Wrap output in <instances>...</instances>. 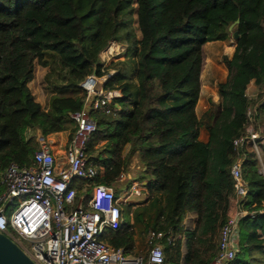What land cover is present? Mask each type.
<instances>
[{
  "label": "trees",
  "instance_id": "16d2710c",
  "mask_svg": "<svg viewBox=\"0 0 264 264\" xmlns=\"http://www.w3.org/2000/svg\"><path fill=\"white\" fill-rule=\"evenodd\" d=\"M263 15L264 0H0V176L11 161L31 162L39 135L64 131L67 143L76 128L69 113L87 94L81 82L114 69L103 86L120 94L90 109L88 150L106 183L137 152L146 195L122 204L104 240L144 255L159 243L170 264H209L234 196L230 166L240 158L244 207L253 213L239 218L237 250L224 264H264V173L255 151L233 142L251 125L264 164ZM236 19L234 50L222 54L227 77L198 113L203 45L229 39ZM111 43L126 52L105 67L101 51ZM189 212L193 227L184 223Z\"/></svg>",
  "mask_w": 264,
  "mask_h": 264
},
{
  "label": "built area",
  "instance_id": "2783aa9c",
  "mask_svg": "<svg viewBox=\"0 0 264 264\" xmlns=\"http://www.w3.org/2000/svg\"><path fill=\"white\" fill-rule=\"evenodd\" d=\"M125 48L111 43L101 51L104 66L122 58ZM123 53L122 55H120ZM114 72L89 74L81 82L87 94L81 108L71 111L76 128L71 139L63 145L62 137L53 141L38 136L39 147L29 164L8 163L0 176V232L4 233L36 264H170L164 259L161 244H154L144 254H131L121 246L104 240L106 227L116 228L122 220V204L128 202L132 182L123 194L116 193V181L124 179L122 171L110 183L97 181L104 164L93 159L88 150L96 122L90 109L106 104L119 95L118 89H106L103 84ZM260 133L247 127L245 137L234 144H244L255 151L262 171L264 164L259 152ZM233 179V210L223 222L218 239V253L209 264H224L237 250L238 220L248 213L244 207L247 186L242 177L241 159L230 166ZM78 189L81 192L77 195ZM14 201L17 206L11 208ZM231 206V205H230ZM246 209V210H245ZM249 213H253L250 211ZM161 236L158 231L151 235Z\"/></svg>",
  "mask_w": 264,
  "mask_h": 264
},
{
  "label": "rangeland",
  "instance_id": "374dc122",
  "mask_svg": "<svg viewBox=\"0 0 264 264\" xmlns=\"http://www.w3.org/2000/svg\"><path fill=\"white\" fill-rule=\"evenodd\" d=\"M6 21L7 18L5 17H0V22ZM263 22H264V15H263ZM233 29V28H232ZM232 29H230V36L229 39L225 40L222 43V51H225L228 55L232 54L233 50H234V40L235 38L233 37L232 34ZM2 35V31L0 30V36ZM220 41H212L210 42V45H214V49H216L217 44ZM220 53V52H219ZM123 53H121L120 55H122ZM211 54V53H210ZM208 53V51H203V55H204V59H203V66H202V71H201V95L200 98L198 99L197 102V111L198 113L204 109L205 107H207L210 104V98H213L214 100L218 99V95H217V89H216V82L219 79H224L227 77L228 74V69L225 66V64L222 61V54H218L216 56L210 55ZM41 67L37 68V72H36V76H35V83H34V88L35 90L38 92L39 97L42 98L41 96V90H40V85H39V76L41 74ZM256 93V87L253 83H250L249 86L247 87V94L250 96H253ZM51 139H53V141H56V139H59L60 137H62V141H63V145H61V149L64 148L65 140H66V132L62 131V132H57V133H52L50 135ZM104 141H100L99 143L96 144V146H98V149L101 148V146L103 145ZM124 151H126V147L124 149ZM259 152L260 155L262 154L261 152V147L259 146ZM131 161V158H130ZM138 165L141 166L140 162H137ZM130 166V162L129 164L123 169V172H127V170L131 171L132 169L129 167ZM133 170L136 171V173H139L140 168H134ZM133 179V178H132ZM130 179L129 182L125 185L124 183H122V181H116L115 182V186L117 187V191L120 194H123L125 189H127V187H129V185L134 182V180L137 181V185H136V189L134 190H130V194L128 196V201L134 203V201H140L139 199H141V196L143 195L142 192H140L142 186H144L143 180H140V178L138 177V174L136 177H134V180ZM128 203V202H126ZM17 201H14L13 204L11 205V208H14L17 206ZM233 202H231V210H233ZM246 210V209H245ZM124 219L126 218L125 215ZM130 220H132L131 218V214H129ZM184 223L187 225V227H193L195 226L196 223V214L194 212H189L186 217L184 218Z\"/></svg>",
  "mask_w": 264,
  "mask_h": 264
},
{
  "label": "water",
  "instance_id": "95a60500",
  "mask_svg": "<svg viewBox=\"0 0 264 264\" xmlns=\"http://www.w3.org/2000/svg\"><path fill=\"white\" fill-rule=\"evenodd\" d=\"M238 22L236 19L233 23L229 25V29H232V34L234 38H237L238 30L235 24ZM95 74V72H92ZM0 264H36L21 248L20 246L6 236L4 233L0 232Z\"/></svg>",
  "mask_w": 264,
  "mask_h": 264
},
{
  "label": "crops",
  "instance_id": "0c3cea01",
  "mask_svg": "<svg viewBox=\"0 0 264 264\" xmlns=\"http://www.w3.org/2000/svg\"><path fill=\"white\" fill-rule=\"evenodd\" d=\"M215 42V41H214ZM224 42V41H223ZM211 43L210 42H207L203 45V51L205 53V51H208V53L210 55H213V56H216L218 54H221V53H225V51H222L223 47H222V43L221 41L217 44L216 46V49H214V45H210ZM220 52V53H219ZM200 79H201V75H200ZM249 86V85H248ZM247 91V90H246ZM41 99V97H39ZM50 137V136H48ZM51 138V137H50ZM137 162H140L141 163V166L138 165ZM131 166V167H130ZM130 168L132 169L131 171L127 170V172H124V179H123V182L125 185L129 182L130 179L134 180V177L137 176V173L135 170H133L134 168H142V162L139 160V156H138V153H134L132 156H131V161H130ZM134 182H137L136 180H134ZM145 180H143V183L145 184ZM140 192H142V196H141V199L139 200H142L145 195H146V187L145 185L142 186Z\"/></svg>",
  "mask_w": 264,
  "mask_h": 264
}]
</instances>
